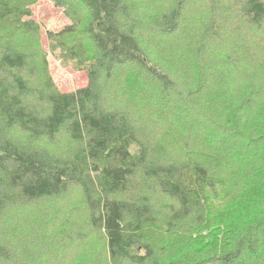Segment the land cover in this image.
Instances as JSON below:
<instances>
[{
	"label": "trees",
	"instance_id": "obj_1",
	"mask_svg": "<svg viewBox=\"0 0 264 264\" xmlns=\"http://www.w3.org/2000/svg\"><path fill=\"white\" fill-rule=\"evenodd\" d=\"M51 1L0 0V264H264V0Z\"/></svg>",
	"mask_w": 264,
	"mask_h": 264
},
{
	"label": "rangeland",
	"instance_id": "obj_2",
	"mask_svg": "<svg viewBox=\"0 0 264 264\" xmlns=\"http://www.w3.org/2000/svg\"><path fill=\"white\" fill-rule=\"evenodd\" d=\"M32 11V19L41 27L44 47L49 50L46 33L58 32L70 23L63 11L56 8L51 0H39L38 4L32 7ZM49 62L54 81L62 92H72L87 84L85 73L75 70L71 62H62L51 53Z\"/></svg>",
	"mask_w": 264,
	"mask_h": 264
},
{
	"label": "bare ground",
	"instance_id": "obj_3",
	"mask_svg": "<svg viewBox=\"0 0 264 264\" xmlns=\"http://www.w3.org/2000/svg\"><path fill=\"white\" fill-rule=\"evenodd\" d=\"M133 249V248H132ZM130 254V253H129Z\"/></svg>",
	"mask_w": 264,
	"mask_h": 264
}]
</instances>
